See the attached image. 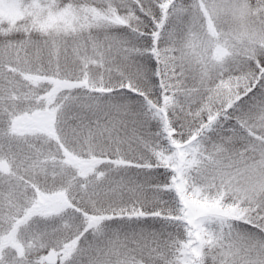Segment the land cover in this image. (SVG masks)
Returning <instances> with one entry per match:
<instances>
[{
    "label": "snow or ice",
    "instance_id": "1",
    "mask_svg": "<svg viewBox=\"0 0 264 264\" xmlns=\"http://www.w3.org/2000/svg\"><path fill=\"white\" fill-rule=\"evenodd\" d=\"M0 264H264V0H0Z\"/></svg>",
    "mask_w": 264,
    "mask_h": 264
}]
</instances>
